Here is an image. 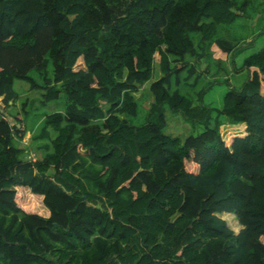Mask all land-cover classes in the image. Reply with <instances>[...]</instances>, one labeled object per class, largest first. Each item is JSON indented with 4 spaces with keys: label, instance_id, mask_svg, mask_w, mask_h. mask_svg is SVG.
I'll use <instances>...</instances> for the list:
<instances>
[{
    "label": "trees",
    "instance_id": "obj_1",
    "mask_svg": "<svg viewBox=\"0 0 264 264\" xmlns=\"http://www.w3.org/2000/svg\"><path fill=\"white\" fill-rule=\"evenodd\" d=\"M248 4L0 0V98L13 104L20 80L42 91L41 104L65 103L33 135L47 141L32 148H44L34 162L21 157L28 100L14 124L0 116V264H264V47L244 61L246 83L220 109L172 88L186 58L200 56L195 40L228 59L234 46L212 36ZM49 62L52 78L39 85L29 74L44 75ZM146 85L147 118L136 125L135 95ZM164 107L204 130L183 142L165 135ZM221 117L244 135L226 145ZM18 187L47 216L21 209ZM224 213L235 215L237 233Z\"/></svg>",
    "mask_w": 264,
    "mask_h": 264
},
{
    "label": "rangeland",
    "instance_id": "obj_2",
    "mask_svg": "<svg viewBox=\"0 0 264 264\" xmlns=\"http://www.w3.org/2000/svg\"><path fill=\"white\" fill-rule=\"evenodd\" d=\"M249 4L246 8L238 10L236 21L229 26L220 24L216 27V31L212 39H222L230 42L234 48L226 61H219L211 57L207 50V41L202 44L199 40L194 43L197 48L198 57L186 58V68L180 74V83L178 86H172L173 90H178L180 94L185 96L194 106L199 104L210 109H220L224 95L231 90H241L246 83L248 70L243 67L244 61L258 53L264 47V8L258 6L254 0H248ZM155 64L153 65L151 81L159 77L157 54L154 55ZM194 67L195 73L186 79L187 69ZM80 60L76 63L74 69L82 68ZM37 84L42 85L43 80L52 78V66L48 63L44 75L39 76L32 72L29 74ZM195 84H192L194 83ZM13 91L17 93V99L13 104L6 105L0 98V116L14 124L13 117L15 114H22V104L28 100L26 106L27 116H23L24 124L27 126V133L23 140V145L28 149L21 157H27L31 162H34L39 156L44 153V148L33 150L36 145L46 143V140H37L34 143L32 137L38 133L41 121L46 114L54 111H61L64 108V99L60 98L56 101H51L47 104H41L38 101L42 91H28L27 84L20 80H16L13 85ZM138 101V113L130 118L133 124L141 125L146 122L147 109L151 97L148 92V85L142 87L135 95ZM33 102V103H32ZM216 111H213L212 117H215ZM164 125L162 132L172 138H177L180 142L188 136H197L203 130L204 126L198 122H193L183 118L179 112H172L168 107L163 108ZM210 122L213 126L214 119ZM221 126L219 127L221 138L226 145L233 137L244 135L243 124H229L226 118L221 117ZM211 126V127H212ZM35 152V153H34ZM27 159V160H28ZM18 194V205L21 209L38 212L43 216H47V212L39 204V197L34 196L28 189L23 187L15 188ZM219 217L224 219L235 233L240 230V225L234 214H220Z\"/></svg>",
    "mask_w": 264,
    "mask_h": 264
},
{
    "label": "crops",
    "instance_id": "obj_3",
    "mask_svg": "<svg viewBox=\"0 0 264 264\" xmlns=\"http://www.w3.org/2000/svg\"><path fill=\"white\" fill-rule=\"evenodd\" d=\"M244 129H245V127H244Z\"/></svg>",
    "mask_w": 264,
    "mask_h": 264
}]
</instances>
